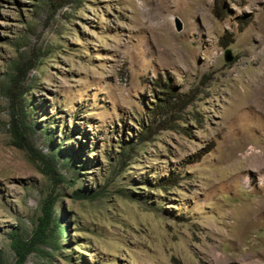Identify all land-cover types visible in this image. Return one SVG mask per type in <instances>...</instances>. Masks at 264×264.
I'll list each match as a JSON object with an SVG mask.
<instances>
[{"label":"rangeland","instance_id":"obj_1","mask_svg":"<svg viewBox=\"0 0 264 264\" xmlns=\"http://www.w3.org/2000/svg\"><path fill=\"white\" fill-rule=\"evenodd\" d=\"M51 191L24 264H264V0H0V264Z\"/></svg>","mask_w":264,"mask_h":264},{"label":"trees","instance_id":"obj_2","mask_svg":"<svg viewBox=\"0 0 264 264\" xmlns=\"http://www.w3.org/2000/svg\"><path fill=\"white\" fill-rule=\"evenodd\" d=\"M32 69L33 65L28 60L21 61L20 64L15 67L14 77L17 78L19 83H22ZM20 110L22 111V109ZM27 122L28 112L26 109L25 111L23 109V112H19L15 115L13 113L10 132L15 146L24 150L32 159L39 162L41 172L50 179L53 187H56L60 183L70 181L59 174L55 164L51 163L49 158L53 159L56 153L53 152L51 156H49L48 154L37 152L33 149L32 142L28 138L31 134H34L35 126ZM67 159L69 158L67 157ZM71 165L77 167L74 162H71ZM81 197L82 195L78 196V198ZM57 201V196L53 191L43 197L39 207L40 214L36 218L33 233L29 240H22L18 234L11 235L10 245L15 253L14 264H24L27 256L37 248V244L44 243L48 236L51 235L54 230L56 231V227L58 228V233H61V227L55 219Z\"/></svg>","mask_w":264,"mask_h":264},{"label":"water","instance_id":"obj_3","mask_svg":"<svg viewBox=\"0 0 264 264\" xmlns=\"http://www.w3.org/2000/svg\"><path fill=\"white\" fill-rule=\"evenodd\" d=\"M175 26H176V29L177 30H180L181 29V24H180V22H179L178 19H176ZM225 60L226 61H230L231 60V56L227 55V57H225Z\"/></svg>","mask_w":264,"mask_h":264}]
</instances>
